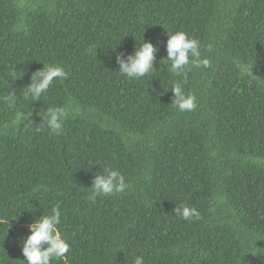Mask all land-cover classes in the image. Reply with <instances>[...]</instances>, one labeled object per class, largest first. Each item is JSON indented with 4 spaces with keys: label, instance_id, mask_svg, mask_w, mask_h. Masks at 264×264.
I'll return each instance as SVG.
<instances>
[{
    "label": "trees",
    "instance_id": "1",
    "mask_svg": "<svg viewBox=\"0 0 264 264\" xmlns=\"http://www.w3.org/2000/svg\"><path fill=\"white\" fill-rule=\"evenodd\" d=\"M7 3L0 264H26L29 225L57 203L70 250L52 264H128L136 255L145 264H264V0ZM176 31L198 39L210 61L186 82L166 60ZM143 39L157 48L156 69L127 79L115 56L133 54ZM43 64L63 67L66 78L39 101L25 99ZM14 70L23 76L14 79ZM175 82L196 96L193 111L172 105ZM56 107L67 110L63 134L37 132ZM105 168L120 171L127 187L93 201V176ZM181 205L199 219L174 215Z\"/></svg>",
    "mask_w": 264,
    "mask_h": 264
},
{
    "label": "clouds",
    "instance_id": "2",
    "mask_svg": "<svg viewBox=\"0 0 264 264\" xmlns=\"http://www.w3.org/2000/svg\"><path fill=\"white\" fill-rule=\"evenodd\" d=\"M200 48V41L190 38L184 31L168 33L166 60L170 61L169 70L177 77L182 76L186 82L187 73L192 68H208L210 61L208 58L202 57ZM156 54V46L143 39L142 45L138 49L136 47L133 54H116L115 60L119 68L116 72L130 80L144 77L156 69L154 67ZM12 75L14 79H18L23 76V72L14 70ZM66 75L63 67L57 64H43V68L32 75L25 99L39 101L42 95L48 92L54 80H63ZM171 91L173 93L172 105L179 111H193L197 107L196 96L192 93L186 94L180 82H175ZM6 99H11V97ZM66 116L67 110L62 107L48 108L41 117L40 127H37L36 131L39 132L46 127L51 134L62 135ZM21 118L22 114H19L17 121L19 122ZM102 172L103 174L97 172L92 179L90 189L93 201L98 195L120 193L127 187L126 178L120 171L105 168L102 169ZM173 211L174 215L184 220L191 221L194 217L199 219L197 210L186 205L175 207ZM61 222L60 205L57 203L51 209L50 215L40 216L29 225L30 235L23 240L22 244V255L25 257L26 264H52L53 260L64 258L69 253L70 245L62 237L58 227ZM128 264H145V261L143 256L136 255L129 259Z\"/></svg>",
    "mask_w": 264,
    "mask_h": 264
},
{
    "label": "rangeland",
    "instance_id": "3",
    "mask_svg": "<svg viewBox=\"0 0 264 264\" xmlns=\"http://www.w3.org/2000/svg\"><path fill=\"white\" fill-rule=\"evenodd\" d=\"M5 1H6V0H3L2 3L0 2V3H1V4H0V10H3V11H4V10H6L7 8H9V5H10V4L7 3V5L5 6V5H4V2H5ZM7 1H8V0H7Z\"/></svg>",
    "mask_w": 264,
    "mask_h": 264
}]
</instances>
